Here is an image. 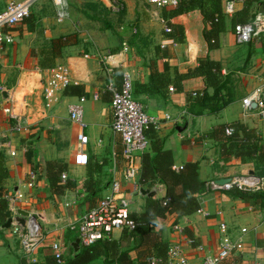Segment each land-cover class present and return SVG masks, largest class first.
Here are the masks:
<instances>
[{"label": "crops", "instance_id": "obj_1", "mask_svg": "<svg viewBox=\"0 0 264 264\" xmlns=\"http://www.w3.org/2000/svg\"><path fill=\"white\" fill-rule=\"evenodd\" d=\"M9 1L0 0V11ZM67 1L65 18L59 19L58 8L52 0H40L29 18L0 34V132L16 152L15 155L7 149L0 152V264H22L24 259L28 264H45L47 257L54 254L55 242H61L64 257H73L81 248L77 250L74 246L80 217L111 191L115 178L122 183L119 196L131 200L132 214L144 210L147 197L166 195V186L162 183L141 187L156 191L154 196H149L124 178V146L121 136L112 129L113 91L108 85L111 79L121 85L125 72L133 77L135 97L157 120L156 133L164 148L173 152L174 169L198 162L200 179L205 183L252 171L258 174L262 169L255 157L223 155L218 144L205 139L215 125L240 121L253 129L261 145L264 144V119L258 115L256 106L248 114H244L242 106L243 98L264 83V34L248 43L236 40L234 18L240 19L238 13L246 8L244 0H235L234 13H227L226 28L220 34L219 47L214 49L208 47L204 32L209 25L199 9L166 17L165 10L170 8H160L143 0H124L125 8L120 13L112 12L102 0H79L80 6L74 0ZM247 8L248 13L243 16L250 19L257 11L264 10V0L252 2ZM80 16L94 21L95 28L81 30L83 18ZM75 17L80 24L78 29ZM166 25L171 27V32L166 33ZM77 31L87 32L90 40L85 37V42L79 39L71 43L67 39L69 44L64 46L55 63L69 67L72 82L47 107L43 82L52 68L42 67L41 51L51 49L53 41L60 36L69 37ZM205 56L221 62L222 79L230 76L227 87L220 93L229 100L215 112L209 108L213 100L194 103L205 90L202 77L183 80L181 89L175 83L178 73L194 68ZM208 92L213 95L215 89L209 87ZM12 93L27 114L31 124L29 132L14 131L13 121L4 111L6 99ZM82 97L84 126L70 116L71 105L80 102ZM80 133L88 136L86 165L76 162ZM47 160L64 164L66 180L74 184L63 194L52 191L42 172ZM141 165L142 156L140 170ZM32 168L39 171L34 186L28 183ZM91 178L89 190L87 182ZM61 182L64 183L63 179ZM188 190L186 185L177 188L178 193ZM239 191L240 194L232 190L205 192L204 187L195 194L199 207L194 212L183 215L175 212L161 217L155 229L169 245L180 241L192 264H202L206 255L221 248L224 235L221 224L225 223L226 235L239 246L233 257L220 264L233 261L264 264V186L256 192ZM15 192L22 196L16 200V213H12L6 195ZM67 202L71 204L67 206ZM23 211L38 213L46 235L38 252L30 258L23 253L13 223L5 226L9 218L24 217ZM176 223L184 228L183 232L174 229ZM129 234L127 230L117 229L112 239L122 241V249L129 250L134 263L140 264L142 250H138ZM88 264L106 263L102 256Z\"/></svg>", "mask_w": 264, "mask_h": 264}, {"label": "built area", "instance_id": "obj_2", "mask_svg": "<svg viewBox=\"0 0 264 264\" xmlns=\"http://www.w3.org/2000/svg\"><path fill=\"white\" fill-rule=\"evenodd\" d=\"M40 0H10L6 7L0 11V34H3L5 29L17 26L24 22L32 15V9ZM108 8L115 13H120L125 8L124 0H102ZM160 8H175L179 5L180 0H143ZM58 8L59 19L65 18L68 15L67 0H52ZM235 0H227L226 12L234 13ZM171 27L165 26L166 33L171 32ZM264 34V10H259L254 17L248 22H239L235 25V35L238 43H248L255 38ZM2 39V38H0ZM72 82V76L69 67L66 64L59 63L52 68L43 82V97L47 107L51 106L52 99L59 92L69 86ZM113 91L112 109L113 121L112 129L119 134L123 142V158L125 160L124 178L126 181L134 182L135 189L141 191L138 183L140 174V159L143 153L150 148V138L146 134V129L150 125L157 127V120L151 116L145 108V105L138 100L134 95V81L130 73H123L121 85H117L115 80L111 79L108 85ZM74 103L70 107L71 119L84 126L83 106L82 101ZM254 104L258 115L264 119V83L254 87L242 100L244 114L250 113ZM8 117L13 121V130L16 132H29L31 124L28 122V117L23 111L15 93L9 95L3 106ZM233 127H227V134H231ZM79 152L76 155L78 164L86 165L89 161L87 153L88 136L84 133L79 134ZM10 141L4 133L0 132V152L7 149L12 155L16 152L9 146ZM264 168V166H263ZM39 171L32 168L28 172V183L31 186L37 184ZM62 179H67V174L62 173ZM220 178L209 180L205 186V192L226 190L231 191L238 189L244 192H256L264 186V170L263 173H246L231 177L230 181L220 183ZM122 183L115 178L111 185V191L101 198L94 206L90 207L82 214L78 221V238L80 246H90L104 238H111L115 230H131L136 226V221L132 216L130 209L131 200L126 197H120L122 194ZM22 195L19 192L7 194L6 198L9 203V210L16 213V200ZM71 203L67 202L69 206ZM36 214H29L25 223H20L16 217L13 219L14 232L18 236L25 257H33L40 249L45 241V233L42 225V218ZM174 229L180 232L184 228L176 223ZM224 235L221 238V248L213 254L206 255L202 264H220L225 259L233 257L238 250V243L233 242L226 235L227 225L221 224ZM54 255L62 262L63 251L61 242L53 244ZM162 259L156 256L150 258L151 264H158ZM166 264H192L189 257L183 250V245L180 241L169 245L164 259ZM232 264H240L233 261Z\"/></svg>", "mask_w": 264, "mask_h": 264}, {"label": "trees", "instance_id": "obj_3", "mask_svg": "<svg viewBox=\"0 0 264 264\" xmlns=\"http://www.w3.org/2000/svg\"><path fill=\"white\" fill-rule=\"evenodd\" d=\"M263 0H244L246 8L238 13L240 19L234 18L235 25L239 22H248L243 15L248 13L249 5L252 2H262ZM226 4L227 0H180L179 5L171 10H165L166 17H175L177 15L199 9L209 27L205 30L204 36L207 39L209 49L218 48L220 44V34L225 30L226 26ZM69 37L62 35L55 39L51 49H43L42 67H55L56 57L61 56L64 46L69 44ZM72 43V42H71ZM222 64L220 61L211 59L208 56L201 57L199 64L194 68H189L185 73H178L176 78V87L181 89V82L192 77H202L205 83V90L201 96L195 100V104H204L211 100L210 112L219 111L229 99L220 96L221 91L227 87L230 76L222 79ZM213 87L215 92L209 95L208 88ZM227 127H233L231 134H227ZM146 134L150 138V150L142 155V165L139 174L138 183L140 187H153L158 183L166 186V195L164 197L155 198L147 197L146 205L141 213L132 214L136 221L134 229L128 230L137 244L139 252L140 264H151L150 258L156 256L163 263L166 258L169 244L161 237L160 231L155 229L158 219L167 217L172 213L180 215L190 214L199 207L196 193L202 191L206 185L200 179L199 163L189 162L180 170L173 168L174 156L173 152L165 149L162 139L156 133L155 125H150L146 129ZM203 138V137H202ZM200 137V139L202 140ZM205 139L213 140L218 144L223 155H232L242 157H255L258 167L262 169L264 166V144L261 145L259 136L256 132L249 128L245 123L237 121L227 124L220 123L215 125L206 135ZM65 165L59 161L47 160L42 165V172L45 173L52 191L56 194H63L66 189L72 188L74 184L70 180H62V172ZM93 179L87 182V188H92ZM188 186L187 192H177L178 186ZM232 192L239 193L238 189ZM122 241L111 238H104L96 243L81 247L73 256L66 258L60 262L54 254L47 257L45 264H88L92 260L104 257L106 264H135L131 258L129 250L122 249ZM22 264H28L24 259Z\"/></svg>", "mask_w": 264, "mask_h": 264}, {"label": "rangeland", "instance_id": "obj_4", "mask_svg": "<svg viewBox=\"0 0 264 264\" xmlns=\"http://www.w3.org/2000/svg\"><path fill=\"white\" fill-rule=\"evenodd\" d=\"M74 3H75V5L76 6H80V2H79V0H74ZM76 10V9H75ZM79 11V10H78ZM75 14V13H74ZM76 15H79L78 13L76 14ZM80 17H82L83 18V23H82V25H80L79 23H78V20H77V17H75L74 18V21H75V24H77V28L76 29H78V27H79V25H80V28H81V30H83V29H87V28H95L94 26H95V22L94 21H89L88 19H86L84 16H80ZM97 23V22H96ZM99 24V23H98ZM73 33H75V34H73ZM93 33V32H92ZM71 34V33H70ZM73 34V35H72ZM72 36L71 35H69V40L71 39V42H76L77 40H83V42H85V41H87V40H84V38L85 37H87V32H85L84 31V33H82V32H80V31H77V32H72ZM94 35V34H93ZM93 35L91 34V36L93 37ZM87 38H89L88 40H90V37H87ZM146 111L148 112V110L146 109Z\"/></svg>", "mask_w": 264, "mask_h": 264}, {"label": "water", "instance_id": "obj_5", "mask_svg": "<svg viewBox=\"0 0 264 264\" xmlns=\"http://www.w3.org/2000/svg\"><path fill=\"white\" fill-rule=\"evenodd\" d=\"M254 106H256V104H254ZM251 173H253V171H252ZM230 179H231V178H220V179H219V182H220V183L228 182V181H230ZM141 193L144 194V195L154 196V195L156 194V191L151 190L150 188H142V189H141ZM21 214H22L24 217H22V218H18V217H16V219H17L20 223L24 224V223H25V220H26L25 217H26V216H29L30 213H28V212H24V211H23V212H21ZM12 222H13V218H9V219L7 220L5 226H6V227H10L11 224H12ZM74 246L76 247L77 250L80 248V240H79V238L75 241Z\"/></svg>", "mask_w": 264, "mask_h": 264}]
</instances>
